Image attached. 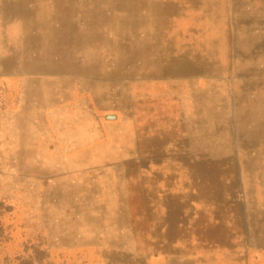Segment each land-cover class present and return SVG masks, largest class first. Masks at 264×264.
<instances>
[{"label":"rangeland","instance_id":"rangeland-1","mask_svg":"<svg viewBox=\"0 0 264 264\" xmlns=\"http://www.w3.org/2000/svg\"><path fill=\"white\" fill-rule=\"evenodd\" d=\"M263 18L0 0V264H264Z\"/></svg>","mask_w":264,"mask_h":264},{"label":"trees","instance_id":"trees-1","mask_svg":"<svg viewBox=\"0 0 264 264\" xmlns=\"http://www.w3.org/2000/svg\"><path fill=\"white\" fill-rule=\"evenodd\" d=\"M243 23L247 25L249 29L251 28V25H248L247 21H243ZM252 29H257L256 34L258 36L256 41L257 43L255 44V48L253 49V51L256 50V52L261 57H263L262 52H264V18L260 20L258 25L254 24V27ZM253 53L255 56V52ZM203 150V152L199 151V153L197 154V160L206 162V160H208V158L210 157V148H208V150L207 148ZM40 247V243L33 244L31 246V251L29 252V254H27V245H25L24 250L22 251L23 254L16 257L17 261L15 262V264H48V262L45 261L48 256L46 250L41 249Z\"/></svg>","mask_w":264,"mask_h":264},{"label":"water","instance_id":"water-1","mask_svg":"<svg viewBox=\"0 0 264 264\" xmlns=\"http://www.w3.org/2000/svg\"><path fill=\"white\" fill-rule=\"evenodd\" d=\"M105 118H106V119H114L115 116H114V115H106Z\"/></svg>","mask_w":264,"mask_h":264}]
</instances>
